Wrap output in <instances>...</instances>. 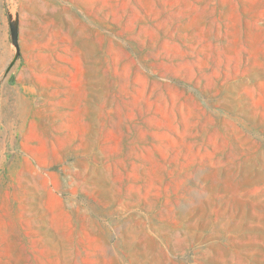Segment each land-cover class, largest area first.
<instances>
[{
	"label": "rangeland",
	"instance_id": "obj_1",
	"mask_svg": "<svg viewBox=\"0 0 264 264\" xmlns=\"http://www.w3.org/2000/svg\"><path fill=\"white\" fill-rule=\"evenodd\" d=\"M93 1L0 0V264H264V0Z\"/></svg>",
	"mask_w": 264,
	"mask_h": 264
},
{
	"label": "crops",
	"instance_id": "obj_2",
	"mask_svg": "<svg viewBox=\"0 0 264 264\" xmlns=\"http://www.w3.org/2000/svg\"><path fill=\"white\" fill-rule=\"evenodd\" d=\"M57 1L58 0H52V3L55 5L58 3ZM87 1H90V0H64V13H65V15L72 16L74 14L73 11L75 9H78L79 7H83Z\"/></svg>",
	"mask_w": 264,
	"mask_h": 264
},
{
	"label": "built area",
	"instance_id": "obj_3",
	"mask_svg": "<svg viewBox=\"0 0 264 264\" xmlns=\"http://www.w3.org/2000/svg\"><path fill=\"white\" fill-rule=\"evenodd\" d=\"M13 22V21H12ZM12 25H13V23H12Z\"/></svg>",
	"mask_w": 264,
	"mask_h": 264
}]
</instances>
